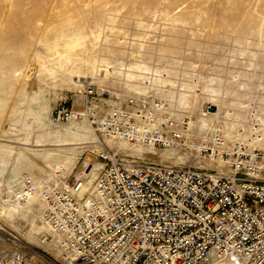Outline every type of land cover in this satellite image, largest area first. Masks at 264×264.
Listing matches in <instances>:
<instances>
[{"label":"rangeland","instance_id":"374dc122","mask_svg":"<svg viewBox=\"0 0 264 264\" xmlns=\"http://www.w3.org/2000/svg\"><path fill=\"white\" fill-rule=\"evenodd\" d=\"M58 19L78 23L88 40L101 35L92 54L114 70L107 75L103 66L98 73L68 76L57 54L45 48ZM147 75L156 96L192 113L195 123L204 126L201 111L213 105L230 137L243 128L242 138L260 133L264 139V0H0V171L68 186L91 169L97 135L87 119L55 123L52 109L65 100L84 108L91 81L145 91ZM69 128L80 137L73 140ZM59 139L74 144L56 145ZM121 142L113 146L123 155L160 163L182 164L191 154L147 146L138 152ZM32 203L13 220L0 214V250L24 251L39 264H67L45 239L40 198Z\"/></svg>","mask_w":264,"mask_h":264},{"label":"built area","instance_id":"2783aa9c","mask_svg":"<svg viewBox=\"0 0 264 264\" xmlns=\"http://www.w3.org/2000/svg\"><path fill=\"white\" fill-rule=\"evenodd\" d=\"M149 78L142 92L91 81L84 108L55 105V123L87 119L93 127L91 169L66 187L0 172V206L37 195L45 239L67 264H264L262 134L247 140L242 128L230 137L213 105L201 111L206 124L195 123L156 96ZM120 140L191 154L182 164L127 157L111 144ZM0 264L39 263L24 251L0 250Z\"/></svg>","mask_w":264,"mask_h":264},{"label":"bare ground","instance_id":"6f19581e","mask_svg":"<svg viewBox=\"0 0 264 264\" xmlns=\"http://www.w3.org/2000/svg\"><path fill=\"white\" fill-rule=\"evenodd\" d=\"M53 23H55L54 24L55 26L52 28H49V29L54 30V32H53V35L50 39H48V38L44 39V40H46L45 43L47 45V46H45V48L48 47V49L50 51H52L53 54H57L56 59L58 58V60L61 63H57V62L56 63L59 64V67L63 68V71L66 72L68 74V76L73 77V76H77V75H82V73H98V71L103 69V66H106L105 68L107 71L106 70L105 71H106L107 75L110 74L112 70H114V65H112L107 59H106V61L105 60L101 61L104 63H100V60H98L95 57V55L92 54V51H94L93 48H94V46L96 47V45L98 44L97 41H99L98 39H100L101 35L96 34V36H95V35H93L94 33L91 31L90 33L91 34L93 33L92 35L94 36L93 37L94 39L92 38V40L91 39L88 40L89 35H87L85 32H83L82 27L79 26L78 23L76 25L75 22L72 21V19L71 20H69V19L65 20L64 19L63 21H61V20L59 21V19H58V20H54ZM53 23L51 22V24H49L48 26H51ZM74 24H75V26H74ZM98 28H99V26H98ZM90 30H92V29H90ZM99 30L100 29H98L97 31H95V30L94 31L97 33H100V32H98ZM47 33H49V30L47 31ZM102 40H104V42H106L104 38ZM106 40H107V42L109 41L108 39H106ZM99 46H101V45H99ZM104 47H105V45H104ZM99 48L101 49L102 47H99ZM18 52H17V54H18ZM49 56L51 57V55H49ZM99 59H101V58L99 57ZM102 59H104V58H102ZM105 62H108V63H105ZM41 64L43 65V63H41ZM52 64H55V62ZM44 66L48 70H50V72H53V74H54V71L58 72L57 71L58 69L55 70V68L53 66L51 67L50 64H48V63L44 62ZM54 66H56V64ZM147 76L150 77L149 75H147ZM147 76H145V78ZM145 78H143V80ZM150 78H149V80H150ZM84 120H86V119H84ZM73 121H76V120H73ZM73 121H71V122H73ZM67 133H71L73 135V140H75V138H77V137H80V135H81L80 133L75 132V131L71 130L70 128L68 129ZM85 136H86V134H85ZM59 141L60 142L56 145L65 146V145L74 144L72 142H69L68 139H63V140L59 139ZM120 141H124V142H121L120 144H126L127 145V143H126L127 141L126 142H125V140H120ZM111 143L113 144V143H115V141H112ZM41 145H43V143H41ZM132 148L138 152L142 151L144 149L141 146H133ZM39 149H40V147H39ZM0 172H4V171H0ZM92 180H93V177L88 179V182H91ZM36 197L39 198L37 195H34V196L30 197L26 202L3 204L0 206V214H3L6 218L13 220L16 216H18V214L21 215V214H24L25 212H29V209L32 208V204H33L32 202L35 201ZM0 217H1V215H0Z\"/></svg>","mask_w":264,"mask_h":264}]
</instances>
